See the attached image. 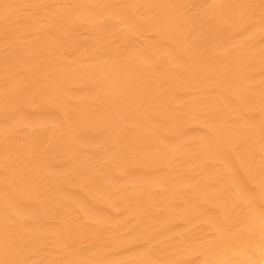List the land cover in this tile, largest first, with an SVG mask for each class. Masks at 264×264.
<instances>
[{
	"label": "bare ground",
	"instance_id": "bare-ground-1",
	"mask_svg": "<svg viewBox=\"0 0 264 264\" xmlns=\"http://www.w3.org/2000/svg\"><path fill=\"white\" fill-rule=\"evenodd\" d=\"M0 264H264V0H0Z\"/></svg>",
	"mask_w": 264,
	"mask_h": 264
}]
</instances>
